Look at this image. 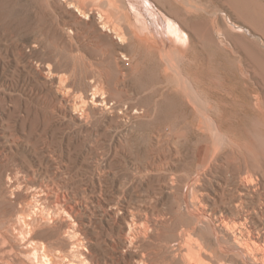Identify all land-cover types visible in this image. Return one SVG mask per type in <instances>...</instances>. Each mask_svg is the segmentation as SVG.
Here are the masks:
<instances>
[{
    "label": "rangeland",
    "instance_id": "1",
    "mask_svg": "<svg viewBox=\"0 0 264 264\" xmlns=\"http://www.w3.org/2000/svg\"><path fill=\"white\" fill-rule=\"evenodd\" d=\"M197 2L202 19L193 30V61L188 69L213 99L228 98L217 114L229 136L241 145L236 155L248 159L240 167L228 156L230 146L213 154L212 136L208 133L206 140L200 139L204 134L198 128V120L195 124L179 122L159 117L155 110L147 115L146 106L132 98L143 82L141 72L148 60L136 59L130 65L129 60L122 58L118 64L112 57L114 53L109 57L96 50L95 45L85 48L88 60L99 70L103 68L108 81L124 75L122 87L131 92L114 93L108 106L91 102L84 106L81 91L92 88L90 82L98 77L92 70L89 76L78 68L75 78L73 64L66 66L63 58L51 52V38L55 26L60 42L67 41L66 27L72 26L78 27V39H84L82 29L89 30L90 39H102L101 44L109 46L102 37L99 39L103 28L96 13L93 29L83 21L76 24L66 13L64 0H0V203L6 211L25 205L33 207L32 196L49 186L62 203L76 206L77 219H86L84 222L89 224L84 227L92 236L103 234L106 241L99 244L104 248L101 252L121 258L122 252L128 250L123 238L128 226L125 221L116 222L113 216L104 214L98 201L102 200L107 208H116L115 203L121 201L124 208L119 214L136 207L158 205L166 209L179 205L188 186L192 189L191 177L200 171L199 152L203 146L213 162L197 188L204 189L208 199L216 198L220 203L229 200L231 189L243 184L240 176L249 171L260 190L248 198L264 203V116L261 119L244 106L258 93L264 108V0ZM85 5L93 7L91 0H85ZM168 13L187 28L184 14ZM19 17H27V30L20 27ZM49 64L54 71L52 76L48 73ZM169 70L173 75L174 71ZM63 75L71 77L61 84ZM120 99L126 102L123 108L112 110L110 106ZM84 108L90 112L87 118ZM124 109H128L127 115ZM43 196L37 200L39 206L55 209V200L51 202ZM262 218L256 214L254 220L264 225ZM76 222L72 232L81 226ZM114 239L120 241L116 251L106 244ZM67 248L70 252L65 264H84L82 247ZM17 249L23 250L22 245L17 244ZM121 261L135 264L131 255Z\"/></svg>",
    "mask_w": 264,
    "mask_h": 264
},
{
    "label": "bare ground",
    "instance_id": "2",
    "mask_svg": "<svg viewBox=\"0 0 264 264\" xmlns=\"http://www.w3.org/2000/svg\"><path fill=\"white\" fill-rule=\"evenodd\" d=\"M54 1L60 3V0ZM64 1L66 13L76 24L83 21L94 29L96 19L93 14L96 13L103 28L101 35L98 34L99 39L102 37L109 45L104 47V43L101 44L102 39H90L92 31L84 29L81 33L84 39H78V27L72 26L66 27L69 39L60 42L57 28L53 27L51 52L63 58L66 66L73 64L75 78L78 68L86 75L92 70L94 77H98L94 79L95 82H90L91 92L89 89L81 91L80 97L84 106L90 102L95 106H108L114 93L130 91L122 87L124 75L108 81L102 72L104 65L101 70L98 69L99 64L96 68L86 57L85 48L95 45L96 50H101L103 55L109 57L114 53L112 57L118 64L122 58L129 60L130 65L136 59L148 60V66L141 72L143 82L134 89L135 93H132L135 94L132 98L139 100H136L137 103L146 106L144 110L147 115L151 110H155L159 117L179 122L195 124L198 120V128L203 129L204 134L200 139H205L208 133L212 136L213 154L217 155L224 146H230L232 150L228 156L233 162L239 167L248 163L247 157L236 155L240 144L238 145L234 137L229 136L217 114L221 103L228 98L223 97L217 101L213 99L212 95L201 87V83V88L199 87L198 79L188 69V65L193 61V30L202 19L197 0H91V8L85 5V0ZM168 11L178 16L184 14L187 28L184 29L175 22V18L168 16ZM134 16L138 17V21L134 20ZM18 22L21 28L27 30V17H19ZM163 64L164 68H161ZM51 66L52 64H49L47 67L52 76L54 71ZM139 66L137 62L136 67ZM107 68L109 67L104 69L107 71ZM169 69L174 71L173 75L169 73ZM70 77L61 76L60 83L67 82ZM125 103L120 99L110 108L122 109ZM250 104L244 106L262 119L264 108L258 93L254 94ZM83 110V115L89 117L88 108ZM123 113L127 115L128 109H124ZM207 155L204 146L201 147L200 171L191 177L192 189L187 185L189 189L183 196L184 200L178 202V207L175 204L166 209H161L158 205L151 208L136 207L119 214L124 208L121 201L115 203L116 208L113 205L112 208H107L102 200L98 201L104 214L113 216L116 222L125 221L128 226L123 235L124 247L128 250L122 252L121 258L113 254L104 255L99 245L100 242L106 241L103 234L92 236L87 227H84V224H87L84 222L86 219H77L76 206L62 203L61 197L53 194L49 186L43 192L39 191L32 196L33 207L25 205L8 212L0 203V264H26L25 260L30 264H65L70 252L67 247L73 245L84 249L80 250L84 255L81 257L84 264H121V259H126L128 255H131L135 264H264V225L257 224L254 220L256 214L264 217V203L258 201L257 206L258 202L248 198L259 193L258 184L254 185L255 179L248 171L240 176L243 184L231 189L229 200L220 203L214 198L211 201L206 197L207 192L204 189L197 188L201 183L202 174H207L213 162ZM40 195H44L43 197L51 202L54 199L56 208L51 209L41 204L39 206L37 200H41ZM182 206H185L184 209ZM76 221L80 222L81 226L78 228L77 225L78 230L72 232ZM93 239H97V243L94 244ZM17 244H21L23 250H18ZM106 244L115 251L120 247V241L117 239Z\"/></svg>",
    "mask_w": 264,
    "mask_h": 264
}]
</instances>
